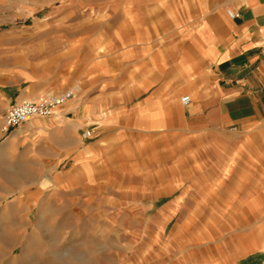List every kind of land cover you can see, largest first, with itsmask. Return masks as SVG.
Instances as JSON below:
<instances>
[{"label": "crops", "instance_id": "obj_1", "mask_svg": "<svg viewBox=\"0 0 264 264\" xmlns=\"http://www.w3.org/2000/svg\"><path fill=\"white\" fill-rule=\"evenodd\" d=\"M27 1L0 0V26L25 18ZM113 2L128 4L121 12L133 31L127 43L108 45L106 56L88 34L73 38L56 31L52 40L64 55L54 64L40 63L43 71L0 63V108L48 92H74L53 116H33L8 131L1 127L9 133L7 143L23 145L42 170L49 165L52 179L102 183L114 173L159 177L143 189L173 194L172 207L200 210L205 196L222 187L216 197L226 199L214 198L212 210L255 214L246 223L243 215L241 223L229 220L222 258L259 264L264 257V0ZM228 10L239 15L231 17ZM141 19L161 24L143 28L137 26ZM9 35L24 30L0 28V60L9 57L3 49ZM139 36L146 37L144 43H137ZM18 41L12 51L23 58L24 44ZM75 47L81 48L79 56ZM184 94L191 97L188 104L181 102ZM86 130L91 137L84 136Z\"/></svg>", "mask_w": 264, "mask_h": 264}, {"label": "rangeland", "instance_id": "obj_2", "mask_svg": "<svg viewBox=\"0 0 264 264\" xmlns=\"http://www.w3.org/2000/svg\"><path fill=\"white\" fill-rule=\"evenodd\" d=\"M84 1H27L25 18L0 26L24 30V35L8 36L3 49L8 48L9 57L0 63L9 64L10 69L23 63L30 72L43 71L40 63L51 65L57 62L56 56L64 55L52 40L56 31L73 38L88 34L92 42L99 43L103 56L108 54V45L118 40L121 45L127 43L133 26L121 11H127L128 4H120V8L113 0ZM139 22L137 26L143 28L161 24ZM139 38L137 43H144L146 37ZM17 41L24 44L23 58L12 51ZM80 49L75 47L73 54L79 56ZM123 53L126 57L131 54L128 50ZM6 109L0 108V264H236L222 258L231 233L229 220L241 223L243 215L246 223L255 220V214L212 210L214 198L226 199L225 195L216 197L222 187L205 196L200 210H192L186 204L172 207L173 194L162 197L143 189L150 182L161 181L159 177L129 179L114 173L102 183L52 179L49 165L42 170V165L25 155L23 145L7 143L9 133L1 132ZM228 178L220 183L226 185ZM129 184L141 188L129 189ZM252 262L248 259L245 264Z\"/></svg>", "mask_w": 264, "mask_h": 264}, {"label": "built area", "instance_id": "obj_3", "mask_svg": "<svg viewBox=\"0 0 264 264\" xmlns=\"http://www.w3.org/2000/svg\"><path fill=\"white\" fill-rule=\"evenodd\" d=\"M227 13L231 17L239 15L237 12L231 10H228ZM261 46L264 48V42L261 43ZM73 93L72 89H68L58 94L46 93L35 100L22 99L19 102L12 103L6 109L2 130L8 131L33 116L49 117L55 115L57 110L68 98L73 95ZM190 100L191 97L189 94L181 96V102L183 104H188ZM83 134L84 136L89 137L91 135V131L86 130ZM259 264H264V257Z\"/></svg>", "mask_w": 264, "mask_h": 264}]
</instances>
